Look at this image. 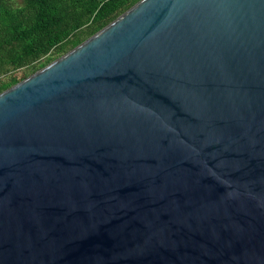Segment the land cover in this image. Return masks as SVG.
I'll return each instance as SVG.
<instances>
[{"label": "water", "instance_id": "water-1", "mask_svg": "<svg viewBox=\"0 0 264 264\" xmlns=\"http://www.w3.org/2000/svg\"><path fill=\"white\" fill-rule=\"evenodd\" d=\"M0 264H264V0H138L0 91Z\"/></svg>", "mask_w": 264, "mask_h": 264}, {"label": "trees", "instance_id": "trees-1", "mask_svg": "<svg viewBox=\"0 0 264 264\" xmlns=\"http://www.w3.org/2000/svg\"><path fill=\"white\" fill-rule=\"evenodd\" d=\"M0 0V91L67 52L138 0Z\"/></svg>", "mask_w": 264, "mask_h": 264}, {"label": "rangeland", "instance_id": "rangeland-1", "mask_svg": "<svg viewBox=\"0 0 264 264\" xmlns=\"http://www.w3.org/2000/svg\"><path fill=\"white\" fill-rule=\"evenodd\" d=\"M14 3H15L16 5H20V4H21V0H15Z\"/></svg>", "mask_w": 264, "mask_h": 264}]
</instances>
